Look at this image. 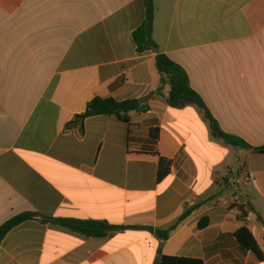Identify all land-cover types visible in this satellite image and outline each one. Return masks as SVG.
I'll return each instance as SVG.
<instances>
[{"label": "crops", "instance_id": "crops-1", "mask_svg": "<svg viewBox=\"0 0 264 264\" xmlns=\"http://www.w3.org/2000/svg\"><path fill=\"white\" fill-rule=\"evenodd\" d=\"M155 10L160 52L226 133L264 146V0H155ZM145 18L144 0H0V227L34 212L128 228L92 238L36 218L5 236L0 264H264L236 239L246 224L264 253V154L214 138L196 105L169 106L157 54L133 39ZM95 98L149 111L75 120ZM161 157L173 164L159 182ZM241 200L256 210L246 223L230 210Z\"/></svg>", "mask_w": 264, "mask_h": 264}, {"label": "trees", "instance_id": "trees-1", "mask_svg": "<svg viewBox=\"0 0 264 264\" xmlns=\"http://www.w3.org/2000/svg\"><path fill=\"white\" fill-rule=\"evenodd\" d=\"M146 6V18L144 23L133 33V39L137 45L139 52L153 51L156 55L155 65L158 72L163 76V79L171 87L168 104L172 109H182L189 105H196L204 111L205 119L209 122L212 135L216 139L222 140L226 145L252 151L257 154H264V146L253 147L245 140L232 134L226 133L220 126L218 120L213 116L205 104L202 97L192 89L187 72L180 65L171 60L167 55L159 50L158 44L153 38V29L155 21V0H144ZM149 105L145 100H124L117 101L114 99L95 98L87 105L84 113L77 115L75 120H86L92 117L108 116L116 117L118 120L129 123L130 113L139 112L147 113ZM154 131V130H153ZM173 162L169 159L161 157L159 159V167L157 179L159 182L163 181L170 173ZM229 177L226 178V181ZM203 203H197L193 206L186 207L183 214L178 220L171 225L167 230L156 232V235L161 240H167L172 231H174L179 224L188 219L194 211L199 209ZM238 209L240 215L238 220L246 223L249 215L255 213L256 210L251 203L244 204V200L233 203L230 210ZM40 218L44 223L52 222L63 226L73 232H77L86 237L103 238L106 237L111 231L126 230L127 227L111 226L106 222L90 221V220H67L56 219L41 216L39 213L26 212L22 213L13 219L9 220L0 227V245L5 236L15 227L20 224ZM208 226V220L204 219L199 223V227L204 229ZM152 231V230H150ZM236 239L239 245L247 251H251L261 261H264V253L259 244L255 240L252 232L244 224L236 232ZM159 264H203L202 261L189 260L177 257L163 256Z\"/></svg>", "mask_w": 264, "mask_h": 264}, {"label": "rangeland", "instance_id": "rangeland-1", "mask_svg": "<svg viewBox=\"0 0 264 264\" xmlns=\"http://www.w3.org/2000/svg\"><path fill=\"white\" fill-rule=\"evenodd\" d=\"M241 189L243 190V188L241 187Z\"/></svg>", "mask_w": 264, "mask_h": 264}]
</instances>
